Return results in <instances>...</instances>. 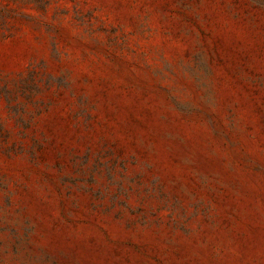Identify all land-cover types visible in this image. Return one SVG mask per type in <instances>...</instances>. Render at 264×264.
<instances>
[{
	"label": "rangeland",
	"instance_id": "obj_1",
	"mask_svg": "<svg viewBox=\"0 0 264 264\" xmlns=\"http://www.w3.org/2000/svg\"><path fill=\"white\" fill-rule=\"evenodd\" d=\"M0 264H264V0H0Z\"/></svg>",
	"mask_w": 264,
	"mask_h": 264
}]
</instances>
